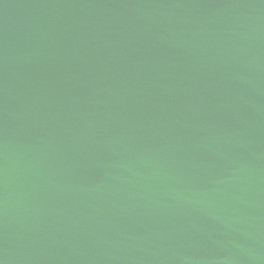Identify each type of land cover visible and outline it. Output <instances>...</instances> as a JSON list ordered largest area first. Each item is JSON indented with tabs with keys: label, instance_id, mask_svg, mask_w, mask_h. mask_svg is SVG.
<instances>
[{
	"label": "water",
	"instance_id": "water-1",
	"mask_svg": "<svg viewBox=\"0 0 264 264\" xmlns=\"http://www.w3.org/2000/svg\"><path fill=\"white\" fill-rule=\"evenodd\" d=\"M0 264H264V0H0Z\"/></svg>",
	"mask_w": 264,
	"mask_h": 264
}]
</instances>
